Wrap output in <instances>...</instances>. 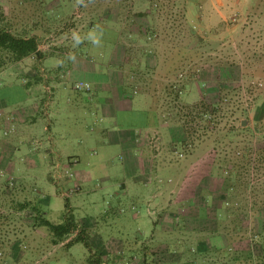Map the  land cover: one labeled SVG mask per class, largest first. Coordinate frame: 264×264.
Wrapping results in <instances>:
<instances>
[{"label": "rangeland", "instance_id": "rangeland-1", "mask_svg": "<svg viewBox=\"0 0 264 264\" xmlns=\"http://www.w3.org/2000/svg\"><path fill=\"white\" fill-rule=\"evenodd\" d=\"M228 2L231 8L221 14L212 0H165L162 11L153 6L152 0L26 1L24 8L29 13L23 16L28 20L30 15L34 16L31 9H37L34 21L42 22L41 43L46 45V50L54 47V42L65 39V46L76 49L82 59L107 72L110 64L116 65L109 58L116 33L105 24L113 28L121 24L114 22H138L135 26L140 38L135 44L129 39L132 29L128 26L125 30L129 54L138 57L135 70L144 79L140 86H149L161 96L164 111L171 116L173 125H182L177 106L191 103L190 100L205 93L204 88L211 87L209 100H220L224 93H229L231 105L221 126H248L249 131L239 132L233 139L218 140L219 133L214 130L213 137L205 136L188 148L181 140L166 146L165 155L171 169L161 171L159 178L158 173L142 175V179H151L144 184L127 168L120 148H114L105 163L97 162L102 156L94 154V145L89 146L81 139L89 131L79 130V123L74 129L75 121L82 119L84 112L75 100L79 92L74 89L75 83L90 82L89 78H94L79 75L73 88L71 85L64 93L65 108L58 119L48 114L47 106L36 110L35 115L42 126L51 119L54 134L74 131L73 145L81 155V162L79 157H73L75 166H68L69 171L64 170L60 175L62 169L56 167L30 166L19 152L18 164L22 170H0V235L6 240V250L15 258L13 264H44L53 257L52 264H87L92 251L85 241L69 247L53 244L48 227L33 224L35 211L18 208L19 202L27 201L41 207L45 217L55 223L64 222L66 212H72L77 222L87 229L88 238L94 250L100 252L104 264H144L145 258L150 264H264V170L249 171L244 165L251 148L254 151L264 145V121H256L251 116L256 103L259 110L264 107V0L257 6L254 0ZM138 12L146 14L138 15ZM85 22L88 26L101 22L95 29L99 45L88 39L90 30L84 38ZM157 27L158 34L154 33ZM190 27L206 41L200 45L202 52L196 58L197 63L174 74L178 87H184L180 98L173 100L174 95L166 88V82L172 81L162 76L166 73L168 58L178 50H173L174 45L187 46L191 42ZM104 29L110 32L106 36ZM75 35L81 37L80 43L76 42ZM46 58L43 63L48 69L53 62L67 67L70 64V57ZM132 63L133 60L129 68L133 67ZM189 72L193 77H187ZM199 73L204 84L196 80ZM154 74L159 79L152 80ZM187 81L191 84L185 89ZM84 92H81L83 96ZM108 94L109 91L103 90V96ZM1 130L3 135L4 126ZM183 130V126H178L170 134L179 140V133H186ZM43 132L46 133L42 127ZM236 169L240 170L237 174ZM81 173L88 178L80 186ZM228 184L232 188L224 204L222 199L227 195ZM158 186L165 190L163 199L155 195ZM166 211L178 213L175 230H166L162 224L161 216ZM192 212L207 215L206 224L215 227L191 234L185 214ZM211 240H216L220 249L203 251L200 241L211 243Z\"/></svg>", "mask_w": 264, "mask_h": 264}, {"label": "crops", "instance_id": "crops-1", "mask_svg": "<svg viewBox=\"0 0 264 264\" xmlns=\"http://www.w3.org/2000/svg\"><path fill=\"white\" fill-rule=\"evenodd\" d=\"M26 1L0 0V4L13 23L14 30H22L29 35L44 38L42 22L34 21L38 15L37 9H31L34 16L30 15V19L26 16L28 19L26 20L23 16L27 15L28 12L24 8ZM212 3L221 14L231 8L228 0H212ZM86 23L83 24L84 38L88 35H85L87 30L92 31L101 25V22L100 24L92 22V26H88ZM114 23L121 24L113 28L109 24H105V27L116 33L112 37L115 46L109 56L112 61H115L116 67L110 64L108 72L102 70L100 66H94L82 59L76 49L65 46V39L59 40L58 43L54 42V47L50 50H46V45L41 43L40 49L45 54L42 58L33 54L0 70V170L6 172H8L7 170H22V165L18 164L17 153L19 152L22 156L24 154V162L30 166H41L42 164L51 168L56 167L62 169L60 175L64 170L69 171L68 166H75L76 159L72 158L81 155L73 145L75 143L74 131L72 134L69 132L66 134L65 131L54 134L51 130L53 121L51 119L46 120L44 126L39 125L35 114L36 110H41L47 106L50 110L48 114L55 115L58 119L61 111L65 108L64 93L67 91L66 89L71 85L73 88L74 80H78L81 74L94 76V78H89L94 89L84 92L85 90L74 87L75 90L79 91L75 100L84 108L83 118L75 121L74 129L79 123V130L86 128L89 131L86 138L84 136L81 139L86 141L89 146L94 145V154L102 156L97 162L105 163L113 149L120 148L123 155L121 159L126 161L127 168H131L132 172L141 178L140 182L144 184H147L151 179H142V175L149 176V174L158 173L157 177L159 178L162 174L161 171L171 169L168 163L169 158L165 155L168 152L165 147L180 143V140L183 142L186 138L183 136L186 133L185 135L179 133V140L171 136L172 130L177 129L178 126L181 128L182 125L172 124L171 116L164 111L163 99L154 89L149 86H140L141 83H144V79L135 70V66L138 65V57L130 56L129 42L126 39L128 37L125 31L128 26L132 29L129 39H131L132 44H135V41L140 38L138 36L139 30L135 26L138 22ZM46 27L50 28L49 24ZM104 33L106 36L110 32L104 29ZM48 56H58L64 59L70 57L69 67L61 62H53L49 69L45 68L43 62ZM132 60L133 67L129 68L128 64ZM84 78L88 80L87 76ZM196 78L197 82L204 84L201 73ZM188 84L191 82H186L185 89H187ZM210 88L208 90L204 88L205 93L197 99L190 100V102H196L204 97L209 100ZM103 90L109 91L108 96H103ZM81 92L86 94L83 96ZM70 96L69 99L72 100L73 94ZM209 101L216 102L219 100L214 98ZM38 105H40V109ZM251 116L256 121H264V107L259 110L258 103H256L251 110ZM91 120L92 122L88 123ZM2 126L5 130L3 135ZM42 127L46 133H42ZM48 131L49 133H47ZM50 132L52 133L50 134ZM79 159L81 162L80 157ZM87 178L88 175L85 173L79 175L80 186L81 182ZM161 187L158 186L155 195L162 196L163 199L165 190H162ZM176 191L178 192L177 189ZM176 218H178V213L164 212L161 216L164 228L170 231L178 228V224L175 222ZM207 219L208 216H204L200 212L185 214L188 228L192 230L191 234L197 230L213 229L214 225L209 227L206 224ZM216 227H218L217 224ZM200 242L203 251L220 249L216 240L211 243Z\"/></svg>", "mask_w": 264, "mask_h": 264}, {"label": "trees", "instance_id": "trees-1", "mask_svg": "<svg viewBox=\"0 0 264 264\" xmlns=\"http://www.w3.org/2000/svg\"><path fill=\"white\" fill-rule=\"evenodd\" d=\"M152 2H154L153 6L157 7L158 11H162L165 8V0H152ZM261 2L262 0H254V6H257ZM145 14L146 12H138V15ZM154 30V33L158 34V27ZM189 32L191 34V42L187 46L174 45L173 50H178L174 51L173 55L168 58V65L165 69L166 73L162 76L168 77V79L170 78V81H172L170 84L169 81L166 82V88L169 87V93L172 96L174 95L173 100H178L180 98V90L184 87L183 85L181 88L178 87V83L174 81V76L179 70L197 63L196 58L199 57L201 54L200 52H202L201 44L206 41L204 37L194 31L192 27H190ZM40 44V36L29 35L25 31L18 29L14 30L13 23L8 18L4 7L0 4V70L33 54H36L38 58L44 57L45 54L41 51ZM154 70L157 75H159V72L157 71L158 69L155 68ZM157 75L154 74L152 80L159 79ZM187 77H193V73L189 72ZM228 95L229 93H224L220 100L216 102H211L204 97L196 102L177 106V113L179 115L178 119H180L186 132V138L182 143L186 148L195 145L198 140H201L205 136H208V138L213 137V135H215L214 130L219 133V137H217L218 140L227 138L233 139L239 132L249 131L248 126H240L239 128L234 125L229 127L221 126L223 117L231 105ZM246 111L248 110H244L245 113ZM244 165L249 171H263L264 145L260 146L258 149H254V151L253 148H251V152L249 151L248 154H246V162ZM235 172L237 174L240 170L236 169ZM230 188H232V184H228V188H225L227 192H225V194L227 195L222 199L225 202L224 204L228 201V192ZM18 208L20 210L31 208L35 211L33 224L36 226H47L53 244H63V246L69 247L76 244V242L85 241L92 250L88 257L87 264H104L105 261L101 259L102 256L100 252L94 250L93 244L88 238L86 232L87 229L77 222L75 215L72 212H66L64 222L55 223L46 218L44 210L41 207L34 206L32 201L19 202ZM54 259L55 258L53 257L47 260L44 264H52ZM262 260H264V253ZM143 261L144 264H150L147 258L143 259ZM14 262L15 258L11 252L6 250V240L0 235V264H13Z\"/></svg>", "mask_w": 264, "mask_h": 264}, {"label": "clouds", "instance_id": "clouds-1", "mask_svg": "<svg viewBox=\"0 0 264 264\" xmlns=\"http://www.w3.org/2000/svg\"><path fill=\"white\" fill-rule=\"evenodd\" d=\"M82 2H83V0H78V3H82ZM100 35H102V33ZM74 38H75V40H76L77 43H80L81 42V37L79 35H75ZM88 39L91 40V42L94 45H99L100 44V38L97 35L95 29L92 30L91 32H89Z\"/></svg>", "mask_w": 264, "mask_h": 264}, {"label": "built area", "instance_id": "built-area-1", "mask_svg": "<svg viewBox=\"0 0 264 264\" xmlns=\"http://www.w3.org/2000/svg\"><path fill=\"white\" fill-rule=\"evenodd\" d=\"M75 88L79 89V90L91 91L92 90V84L90 82H88V81L78 80L75 83Z\"/></svg>", "mask_w": 264, "mask_h": 264}, {"label": "water", "instance_id": "water-1", "mask_svg": "<svg viewBox=\"0 0 264 264\" xmlns=\"http://www.w3.org/2000/svg\"><path fill=\"white\" fill-rule=\"evenodd\" d=\"M246 121H247V120H244V121H243V124H246Z\"/></svg>", "mask_w": 264, "mask_h": 264}]
</instances>
